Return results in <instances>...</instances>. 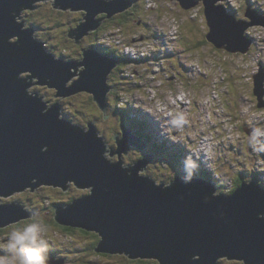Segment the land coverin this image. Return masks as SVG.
Segmentation results:
<instances>
[{
	"label": "water",
	"instance_id": "1",
	"mask_svg": "<svg viewBox=\"0 0 264 264\" xmlns=\"http://www.w3.org/2000/svg\"><path fill=\"white\" fill-rule=\"evenodd\" d=\"M40 0H0V196L30 191L40 184L66 191L70 181L90 188L67 205H57L55 218L63 225L95 231L97 252L125 253L132 259H157L160 264H219L237 259L264 264V186L242 181L230 193L217 192L213 180L177 174L169 183L147 175L153 155L125 165L130 148L146 149L148 141L124 120L115 135L117 153L105 156L107 141L95 121L87 127L62 116L58 100L48 105L32 84L56 89L54 96L88 92L106 112L112 90L109 77L119 59L89 47L77 60L56 57L39 41L35 28L18 16ZM184 9L201 2L208 26L206 39L216 49L248 53L253 43L246 30L264 26V14L247 7L245 17L229 12L224 0H177ZM133 0H54V8L83 10L68 37L81 39L104 19L126 11ZM20 21H19V20ZM18 40L12 41L11 38ZM254 94L264 107V65L253 74ZM49 102V101H47ZM68 183V184H67ZM20 204L0 203V227L29 217Z\"/></svg>",
	"mask_w": 264,
	"mask_h": 264
},
{
	"label": "rangeland",
	"instance_id": "2",
	"mask_svg": "<svg viewBox=\"0 0 264 264\" xmlns=\"http://www.w3.org/2000/svg\"><path fill=\"white\" fill-rule=\"evenodd\" d=\"M50 1H37V4L42 5L32 14L22 12L19 19L27 18V21L23 19L25 27L35 28L38 40H47L44 44L46 50L56 57L77 60L82 57L80 54L83 49L96 48L97 45H104L101 48L105 50L122 48L124 42H130L124 49L128 54H150L147 67L141 64L126 65L124 76L113 79L117 95L123 96V101H127L126 92L138 89L125 106L142 107V117L147 116L148 124L157 133V138L168 145L165 151L157 154L155 167L147 168V175L157 182L169 183V179L176 171H180L183 163L189 168L188 173L180 171L185 175H198L193 174L197 169H206L207 166L212 169L215 165L224 176L233 177L236 172L247 174L248 170L255 172L264 169V107L258 106L259 101L253 91V74L258 70L259 63L264 65V26H251L246 30L253 41L248 53L231 54L216 49L206 40L208 26L202 5L201 8L186 10L177 0H144L142 8L135 10L133 5L128 8L135 11V20L129 19L128 23L124 20L122 23L111 22V28L100 33L97 45L96 39L92 37L77 44L75 38L66 35L77 26L76 19L79 16L77 13L56 14L52 5L54 0ZM223 3H227L225 5L229 12L234 14L235 11L238 16L241 14L239 11L244 10L248 4L259 12L264 11V0H224ZM141 36L146 39H137ZM170 37H175L176 41L168 42ZM11 40L18 39L13 37ZM166 54L170 56L166 57ZM136 68L142 75L138 74ZM133 80L140 87L133 89L127 83ZM28 91L39 92L41 97L45 95L43 100L48 105L60 100L54 96L56 89L47 85L35 83L29 86ZM113 95L111 100L115 99ZM60 103L62 116L84 127L98 116V131L108 142L105 156L113 161L118 160L117 153L110 155L108 139L115 131L114 125L110 126L109 121L102 119L91 94L79 92L61 98ZM113 104L120 106L123 102L115 104L113 101ZM164 110H167V114L172 113V117L160 120L156 113L162 114ZM167 122L176 125L177 135L176 132L173 134L168 131L165 127ZM148 147L149 144L146 149ZM124 155L125 165L135 157L134 152ZM204 162L207 165L205 168ZM156 166L160 169L157 167L154 170ZM162 169L166 171L162 172ZM212 172L218 176V173ZM227 182L231 183V180ZM218 188V192L222 191L220 186ZM89 192L90 188L78 187L72 181L66 191L62 187L46 184L39 185L33 191L27 189L17 191L12 196H0L1 204L16 202L24 206L27 212H33V219L21 224L22 227L13 226L9 234L39 222L43 227L42 239L48 245V264H138L136 259L125 257V253L101 256L90 252L88 244L94 238L85 235L81 228L74 227V230L67 231L56 220L55 206L66 205L60 203H70L71 198ZM9 238V235L0 233V257L6 260L11 258V254L6 252ZM221 259L223 261L220 264H245L237 259Z\"/></svg>",
	"mask_w": 264,
	"mask_h": 264
},
{
	"label": "trees",
	"instance_id": "3",
	"mask_svg": "<svg viewBox=\"0 0 264 264\" xmlns=\"http://www.w3.org/2000/svg\"><path fill=\"white\" fill-rule=\"evenodd\" d=\"M122 14H123V12L114 15L112 18H107L106 17V14H104V17L106 18L105 24L102 23L101 26L97 30H95L94 32H96L98 30H102L100 32V33H102L104 31L110 29L111 28V22L122 23L123 22V20H122ZM100 15H102V14H100ZM99 37H101V36H98L97 38H94V40L96 39L95 45H97L99 43V40H98ZM201 42L202 41H200L199 44ZM127 45L129 46L130 45V42H126L125 43V47H122V48H116V49L115 48H113V49L107 48L105 50V49H102V48H104V45H102V46H100V45L98 46L97 45V48H99L101 51H104L105 53H107L109 55H113V56L117 57L119 60H124L125 65H127V64L129 65L131 63H135V64H141V65H146L147 66L148 65L147 64V60H148V57L150 56V54L149 55L142 54V55H139L137 57H131L129 54L126 53V50H124ZM165 56H167V54ZM169 56L170 55H168L167 57H169ZM125 65H123L124 68H123V66L120 67V68L118 67V71L116 70L114 72V73L119 72V75H120L119 78H122V76H124V72L126 71ZM136 69H138V68H136ZM122 72H123V74H121ZM113 74L111 75L112 76V79H114L113 78ZM111 76H110V80H111ZM115 79L117 80V78H115ZM127 83L128 84H131L132 85L131 87L133 89L136 88V87H140L137 84V82H135V80L129 81ZM109 84H112V80H111V83L109 81ZM115 86H116V83L114 84V87ZM136 90H138V89L132 90L130 92H126L125 98L127 99V101H123V96L117 95V92L118 91H117V88H115L112 91V94H114L113 96H115V99L113 101L115 102V104L121 103V102H123V104L120 105V106L114 105V108H116L118 111H120L121 112V115L127 117V119H126L127 120V123L129 125H131V126L134 127L136 133H138V134L142 135L143 137H145L150 144L153 143L155 145V149L157 150V152L158 153H160V152L162 153V151H165V149L167 148L168 145H167V143H165V142H163V141H161L160 139L157 138L158 135L157 136L155 135L157 133H154L152 127H150L149 124H148V118H147V116L142 117V113H140L141 110H139V109L137 111H134L133 110L134 109L133 107H131L129 105L125 106L126 104H128V101H130L132 99L133 92L136 91ZM101 113H103L102 110H101ZM92 117L95 118V116H92ZM179 154H181V153H179ZM176 160L177 159H174V161H176ZM206 166L207 165L204 162V168ZM150 169H152V168L150 167ZM206 169H208V170H206ZM206 169H203L202 168V170L198 172L199 173L198 175L203 176V177H205V178H207L209 180H213L215 182V184L217 185V187H219V186L221 187V190L224 193H230V191H232L237 186H239L240 183L242 181H244V180H248L249 181V180L255 178L260 183L264 184L262 182V177H261V173L264 170L262 168H260L259 170H255L256 174L253 171L252 172H249V170L247 171V174L245 172H242V171H241L242 173L236 172V174H235L234 177L233 176H228V175L227 176H224L222 174L220 168L218 169L216 165H215V168L210 169V167L207 166ZM154 170H157V169L155 168ZM209 170H211V171H209ZM165 171H166L165 169H162V172H165ZM212 171H215V172L217 171V173H218L219 176H215ZM177 174H178V171L175 172V175L173 177H175ZM263 175H264V172H263ZM169 180H172V177ZM229 180H231V183H232L233 186L229 182H227ZM222 191H220V192H222ZM29 218L26 219V220H23L22 222L19 221L18 223L17 222L10 223L9 225L5 226V228H2L3 230L1 229L0 230V233H5L7 235H10L9 233L12 231L10 229L13 226H16V227H20L21 226L22 227L21 224H24V223L30 221L31 219H33V218H30V219ZM63 226H64L65 229H67V231L68 230H74L75 229L73 226H70V225H66V226L63 225ZM81 231L84 232L85 235H88V236H91L92 238H94L93 242L90 241V244H88V248H89L90 252H96V253H98L101 256L104 255V254L105 255L109 254L107 252H97V251H95V246H96V244L98 243V241L100 239L99 234H97L95 231H91V230L82 229ZM67 233H72V232H67ZM8 254H11V253H8ZM125 257H127L128 259L130 258L127 255H125ZM135 261L138 264H148V263H151V264L152 263H154V264H160L158 260L156 261L155 259H150V258H137ZM135 261H133V262H135ZM222 261H223V259H219V264Z\"/></svg>",
	"mask_w": 264,
	"mask_h": 264
},
{
	"label": "flooded vegetation",
	"instance_id": "4",
	"mask_svg": "<svg viewBox=\"0 0 264 264\" xmlns=\"http://www.w3.org/2000/svg\"><path fill=\"white\" fill-rule=\"evenodd\" d=\"M51 1L50 0H46V2L45 3H50ZM133 6L135 7V10H138V9H140V8H142V6H143V0H133ZM179 2V1H178ZM45 3H44V5H45ZM174 3H175V1H174ZM225 4H227V3H225ZM42 5V3H38L35 7H32V8H25L24 10H23V12L24 11H27V12H29V13H34L35 12V10H37L40 6ZM200 5H202V8H203V14H204V6H203V3L201 2L200 4H199V6L197 5L196 7H198V8H201L200 7ZM253 7L254 9H256V10H258L257 8H255L254 6H252V5H250V4H248V6L247 7ZM246 7V8H247ZM193 8H195V7H193ZM193 8H191V9H193ZM246 8H244V10H240L239 12H241V14H240V16H238V15H236L235 14V11H234V14L237 16V18H240V19H248L247 17H245V11H246ZM53 10L56 12V14H60V15H62V14H64V13H68V14H72V13H77V16H79L77 19H76V25L78 24V22H79V20L82 18V16H83V10H76V11H74V10H70V9H68V10H64V9H61V8H53ZM186 10H190V9H186ZM235 10L237 11V9L235 8ZM263 10V9H262ZM259 12V11H258ZM262 12V11H261ZM261 12H259V13H261ZM142 13V11L140 12V14ZM134 14H135V11L133 10V9H131V10H126V11H124L123 12V14H122V20H124V22H127L128 23V21H129V19H131V20H135V18L133 17L134 16ZM261 14H264V11L261 13ZM142 16V15H141ZM99 17H101V18H103L104 19V21H103V24H105V20H106V18L104 17V14H102V15H100ZM24 20H25V18H23ZM23 19L21 20V21H23ZM32 20H33V18H32ZM25 21H27V18H26V20ZM25 21H23V22H25ZM31 21V20H30ZM140 22H141V20H140ZM35 23H36V21H35ZM34 23V24H35ZM147 23V22H146ZM145 23V24H146ZM205 23H206V19H205ZM75 25V26H76ZM207 25V24H206ZM34 27H36L35 25H34ZM102 30H98V31H96V32H94V31H92L91 33H89L88 35H86V36H84L82 39H81V41L80 42H83L85 39H87V38H90V37H93V38H97L98 36H100V32H101ZM207 33V32H206ZM206 33H205V38H206ZM36 36H37V34H36ZM38 37V36H37ZM146 37H144V36H141L140 38H137V39H145ZM136 39V40H137ZM207 40V39H206ZM75 41V40H74ZM79 44V43H78ZM214 46V45H213ZM215 47V46H214ZM220 51H225V50H223V49H219ZM232 54V53H231ZM80 55H82V54H80ZM70 57V56H69ZM71 58V57H70ZM125 63H124V60H119V65L114 69V71L111 73V75L117 70L118 71V67L120 68V67H122L123 65H124ZM263 64V63H262ZM136 71L138 72V74L139 75H142V73L140 72V70L139 69H136ZM110 75V76H111ZM113 78H119V72H116V73H114L113 74ZM111 80H112V90H111V92H110V94H109V103H108V108H107V112H103V113H101V110L99 109V107H97V111L98 112H100V115H102V119H105L106 121H109L110 122V126L111 125H114L113 127H114V129H115V131L113 132V133H111V135H110V137H108V139L110 140L109 141V145L111 146L110 147V149H111V151H113V150H115V148L117 147V144H116V140H115V135L117 134V135H122V131H121V123H122V118H126V116H123V115H121V112L120 111H118L116 108H114V104H113V100H111V94H112V91L115 89V87H114V83H113V79H112V76H111ZM111 80H110V77H109V81H110V83H111ZM79 94V93H78ZM96 103V102H95ZM96 105V104H95ZM97 106V105H96ZM114 108V109H113ZM98 116L95 118V119H93L95 122H96V126H98ZM88 123V122H87ZM174 132H176V133H178V130L176 129ZM121 133V134H120ZM129 152H134L135 153V157L130 161V163L129 164H132V163H134L135 161H137L138 159H140V158H142L144 155H146L147 153H151V154H153V159H152V161L148 164V166H147V168H150L151 166H153V167H155L154 166V164H157V162H158V160H157V154H158V152H157V150L155 149V145L152 143V144H150L149 143V147L147 148V149H139V148H137V147H131L130 148V150H129ZM128 152V153H129ZM124 155V154H123ZM122 155V158L125 156H123ZM115 156V155H114ZM117 156H118V159H119V155L117 154ZM112 159V158H111ZM112 160H114V159H112ZM157 160V161H156ZM157 167H158V169H160V167L159 166H156V169H157ZM173 178V177H172ZM68 184V183H67ZM232 185V184H231ZM44 186V185H43ZM227 186V185H226ZM233 186V185H232ZM55 187V186H54ZM63 187V186H62ZM58 188H60V187H58ZM84 194H86V193H84ZM84 194H81L80 196H82V195H84ZM79 196V197H80ZM76 197H74V198H71V200H70V202L71 201H73L74 199H75ZM67 203H69V202H64V203H60V204H67ZM55 211H56V206H55ZM31 218V217H30ZM3 228H5V227H3ZM2 228H0V230H1ZM3 230V229H2ZM5 234V233H4ZM10 236V235H9Z\"/></svg>",
	"mask_w": 264,
	"mask_h": 264
},
{
	"label": "clouds",
	"instance_id": "5",
	"mask_svg": "<svg viewBox=\"0 0 264 264\" xmlns=\"http://www.w3.org/2000/svg\"><path fill=\"white\" fill-rule=\"evenodd\" d=\"M131 64H135V63H131ZM108 101H109V98H108ZM139 107L140 106L138 105V107L134 108L133 110L134 111H137L138 109L141 110L142 107H140V108ZM151 114H153V113L151 112ZM144 116H146V115H144ZM151 117H152V115H151ZM122 119L127 123L126 118H122ZM90 121H94V120H90ZM134 131H135V129H134ZM148 144H149V142H148ZM180 167H181L180 168L181 172L188 173L189 168H188L187 164L183 163L180 165ZM202 168L197 169L196 172H194L193 174H199L198 172L201 171ZM180 171L178 170V174H182ZM263 172H264V170L261 173V177H262V182L264 183ZM216 173H217V171H216ZM174 175H175V173H174ZM182 175H185V174H182ZM194 176H200V175H194ZM175 177H173L172 180ZM246 181H248V180H246ZM262 185L264 186V184H262ZM218 189L219 188L217 187V190ZM77 228H79V227H77ZM42 235H43V227L39 222L34 223V224H30L26 228L13 231L10 235V238H9V240L7 242V246H6V252L11 253V258L6 260V259L0 257V264H48V256H47L48 245H47V242L42 239Z\"/></svg>",
	"mask_w": 264,
	"mask_h": 264
},
{
	"label": "bare ground",
	"instance_id": "6",
	"mask_svg": "<svg viewBox=\"0 0 264 264\" xmlns=\"http://www.w3.org/2000/svg\"><path fill=\"white\" fill-rule=\"evenodd\" d=\"M46 1V0H45ZM223 2V1H222ZM225 4V3H224ZM23 10L24 9H22L21 10V13L23 12ZM65 10H68V9H65ZM74 11H76V10H74ZM21 13L19 14V16L21 15ZM19 16H18V18H19ZM23 22V21H22ZM112 32V31H111ZM14 37V36H13ZM146 39V38H145ZM175 39V37H170V39L168 40V42H173V41H176V39ZM124 43H126V42H124ZM107 44V43H106ZM119 44V43H118ZM108 45V44H107ZM122 47H125V44L122 46ZM137 56H139V55H137ZM137 56H132V57H137ZM167 56H168V54H167ZM166 56V57H167ZM156 65H158L157 63H155ZM147 67V66H146ZM156 77H154V78H152V79H155ZM152 80H150V82H151ZM41 85H45V84H41ZM56 94V93H55ZM78 94V93H77ZM57 97H59L60 98V100H61V98H64V97H61V96H57ZM185 106V105H184ZM166 111L167 110H164L163 111V113L162 114H159V113H156V114H158L159 115V118H160V120H167V119H169V118H171L172 117V113H169V114H167L166 113ZM165 127H167L168 128V131L169 132H172L173 134H175V130H176V125L175 124H173V123H169V122H167V123H165ZM169 128H170V130H169ZM121 134V133H120ZM176 135H177V133H176ZM122 136V135H121ZM72 183V181H70L69 182V184H71ZM231 184V183H230ZM41 186L42 185H46V184H40ZM55 187H61V186H58V185H54ZM39 187V185L35 188V189H37ZM228 187V186H227ZM82 188H84V187H82ZM27 189H31V186H29V187H26L25 189H23V191H25V190H27ZM22 191V190H21ZM17 191H15V192H13V193H11V194H9V195H7V196H12V194H14V193H16ZM231 192V191H230ZM29 217H32V216H29Z\"/></svg>",
	"mask_w": 264,
	"mask_h": 264
},
{
	"label": "built area",
	"instance_id": "7",
	"mask_svg": "<svg viewBox=\"0 0 264 264\" xmlns=\"http://www.w3.org/2000/svg\"><path fill=\"white\" fill-rule=\"evenodd\" d=\"M126 53L128 54V52L126 51ZM130 54V53H129ZM145 54V52H138V53H134V54H130L131 56H137V55H142ZM206 149V148H205ZM219 176V175H218Z\"/></svg>",
	"mask_w": 264,
	"mask_h": 264
}]
</instances>
